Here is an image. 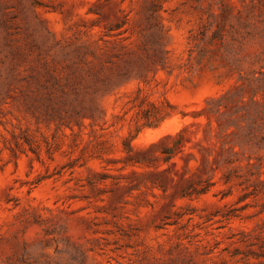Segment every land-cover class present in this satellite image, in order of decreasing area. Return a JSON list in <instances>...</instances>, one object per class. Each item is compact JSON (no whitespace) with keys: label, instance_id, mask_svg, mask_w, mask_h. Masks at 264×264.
<instances>
[{"label":"rangeland","instance_id":"rangeland-1","mask_svg":"<svg viewBox=\"0 0 264 264\" xmlns=\"http://www.w3.org/2000/svg\"><path fill=\"white\" fill-rule=\"evenodd\" d=\"M0 264H264V0H0Z\"/></svg>","mask_w":264,"mask_h":264},{"label":"trees","instance_id":"trees-1","mask_svg":"<svg viewBox=\"0 0 264 264\" xmlns=\"http://www.w3.org/2000/svg\"><path fill=\"white\" fill-rule=\"evenodd\" d=\"M203 52H204V49L202 48V49H201V55H200V57H205V55H204Z\"/></svg>","mask_w":264,"mask_h":264}]
</instances>
